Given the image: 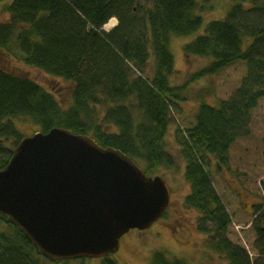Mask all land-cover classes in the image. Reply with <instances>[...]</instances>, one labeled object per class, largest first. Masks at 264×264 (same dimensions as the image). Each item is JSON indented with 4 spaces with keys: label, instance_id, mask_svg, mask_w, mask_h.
<instances>
[{
    "label": "trees",
    "instance_id": "1",
    "mask_svg": "<svg viewBox=\"0 0 264 264\" xmlns=\"http://www.w3.org/2000/svg\"><path fill=\"white\" fill-rule=\"evenodd\" d=\"M199 9L198 0H13L5 6L10 20L0 25V50L71 82L73 88L72 104L64 108L37 82L0 68V171L24 138L14 122L18 118L30 120L43 133L63 128L90 136L144 163L148 174L160 167L173 169L175 159L164 145L173 110L187 100L191 83L223 74V99L217 105L201 99L193 126L177 131L190 186L185 203L200 214L209 247L229 264H264V227L255 224L258 258L253 263L248 251L229 239L232 219L206 170L209 157L219 172L230 170L234 147L251 138L256 119L264 118V0H232L224 19L208 23L203 35L185 45L187 58L211 61L186 84L175 86L169 46L174 38L201 30ZM112 18L118 25L109 33L102 31ZM98 108L104 110L102 117ZM260 143L264 159V137ZM85 261L43 256L0 215V264ZM104 264L117 263L105 259ZM150 264L184 262L160 251Z\"/></svg>",
    "mask_w": 264,
    "mask_h": 264
},
{
    "label": "water",
    "instance_id": "2",
    "mask_svg": "<svg viewBox=\"0 0 264 264\" xmlns=\"http://www.w3.org/2000/svg\"><path fill=\"white\" fill-rule=\"evenodd\" d=\"M171 190L127 155L63 128L37 132L0 171V215L54 261L101 259L165 214Z\"/></svg>",
    "mask_w": 264,
    "mask_h": 264
},
{
    "label": "rangeland",
    "instance_id": "3",
    "mask_svg": "<svg viewBox=\"0 0 264 264\" xmlns=\"http://www.w3.org/2000/svg\"><path fill=\"white\" fill-rule=\"evenodd\" d=\"M13 0L0 3V25L10 20L4 7ZM201 9L197 11L204 19L203 27L198 32L184 38H174L170 51L175 61V73L171 81L175 86H183L197 72L205 68L211 60L197 57L187 58L184 46L205 32L210 21L226 17L232 0H198ZM118 21L116 22V25ZM16 52V51H15ZM147 70L152 75L151 68ZM0 68L32 79L64 107H69L73 84L63 78L53 77L24 64L19 56L0 50ZM225 76L219 74L201 78L189 83L187 100L173 110L174 123L164 139L166 150L175 159L176 167H160L149 173L150 177H162L171 188V202L166 216L146 231L132 230L120 240L119 251L109 259L117 264H150L156 252H164L170 259H179L184 264H229L228 259L209 247V236L200 230V214L186 206L185 199L190 194V186L185 179V161L180 154L178 129L186 131L194 124L201 99L216 105L223 99L222 83ZM222 79V80H221ZM264 109V106H263ZM104 110L97 109L98 117ZM22 137L33 136L39 131L26 118L14 119ZM264 137V118L259 116L255 122L254 135L234 147L230 159L231 169H217L214 157H209L211 166L206 168L213 185L232 219L228 237L235 245L244 247L254 261L258 258L255 250L257 226L264 227V159L261 151V138ZM142 169L144 163L139 162ZM263 218V219H262ZM85 264H104L102 259H87Z\"/></svg>",
    "mask_w": 264,
    "mask_h": 264
},
{
    "label": "bare ground",
    "instance_id": "4",
    "mask_svg": "<svg viewBox=\"0 0 264 264\" xmlns=\"http://www.w3.org/2000/svg\"><path fill=\"white\" fill-rule=\"evenodd\" d=\"M117 20L112 18L104 27L103 29L107 32L111 31L116 26Z\"/></svg>",
    "mask_w": 264,
    "mask_h": 264
}]
</instances>
